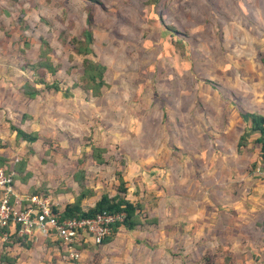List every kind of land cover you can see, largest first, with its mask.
Instances as JSON below:
<instances>
[{
    "label": "rangeland",
    "instance_id": "1",
    "mask_svg": "<svg viewBox=\"0 0 264 264\" xmlns=\"http://www.w3.org/2000/svg\"><path fill=\"white\" fill-rule=\"evenodd\" d=\"M85 28L87 56L106 66L99 97L73 87L83 57L69 38ZM41 38L59 66L41 74L62 90H43L37 106L61 98L63 113L51 107L45 124L36 120L40 137L18 155L26 194L42 192L63 210L86 190L87 210L118 194L121 176L142 208L133 230L79 245L77 259L54 240L3 239L2 229L0 264H264L260 149L222 157L205 137L215 138V125H243L254 103L264 108V0H0V64L26 65L32 81Z\"/></svg>",
    "mask_w": 264,
    "mask_h": 264
},
{
    "label": "crops",
    "instance_id": "2",
    "mask_svg": "<svg viewBox=\"0 0 264 264\" xmlns=\"http://www.w3.org/2000/svg\"><path fill=\"white\" fill-rule=\"evenodd\" d=\"M25 83H26V67H24V65L21 67H16L11 65L0 64V157L5 159L6 162H9L10 163L9 167H12L14 169L15 174H14L13 189L17 197L26 196V156L24 158L18 156L19 153H21V151H24V149L26 150V140L18 139L16 137V132L11 129V126L20 128L28 133L36 132L38 134V137H40L41 132L38 130L37 124H35L34 122L37 120L36 122L40 121V123L42 122L45 124L47 120V115L48 113H50L49 109L51 107L56 109V111H59L60 114L63 113L62 111L63 107L61 108L57 107L58 105H62L61 98H58L56 102L46 101L43 104H41L40 107L37 105L39 104L41 93L33 99L22 95L21 90ZM63 96L66 99L67 96L70 99L72 98L70 94L69 95L63 94ZM209 104L210 102H208V105ZM214 105L216 106L215 108H217V104ZM53 113L57 115V112H53ZM72 114H73V110H70V115L72 116ZM249 114H257L259 116L264 117V108L254 103L252 107L249 108V111L242 114V116L246 120V122H244L243 125L241 124L242 126L239 124H237V126H234V124L231 123L215 125L216 129H210V131L214 133L215 138L213 137L208 138L207 136L205 137L207 143L212 145L215 148V150L217 149L222 152L221 153L222 157H224L223 154L224 152L227 155L233 153L234 151L238 152V148H240L243 152L247 154H253V152L249 149L252 148L254 144H256L260 149V159H259L260 165L258 167H261L264 162V159L262 158V154H261L262 151L261 142L258 141L260 133L259 131H254L251 128V121L250 118L248 117ZM189 115L190 113L188 114V116ZM214 116L216 117L217 114L215 113ZM215 117L214 120H216ZM203 118L205 119L204 130H203L205 132V127L206 126L211 127V126L210 124L208 125L206 124V116H204ZM54 122H56V120H54ZM60 127L62 128V125H60ZM195 127L196 126L194 125L192 128ZM199 127L202 128L200 123H199ZM187 129H188V135H190L191 126L188 127ZM203 134L206 135V132ZM241 137L244 138L243 139L244 145H240ZM178 140L179 139L177 138V141L175 140L173 141H175V143L176 142L178 143L179 142ZM171 145H172L171 146L172 149L175 148L173 144ZM187 147L192 149L191 146L189 145ZM123 150H122L123 152L132 151L131 147H127V149H123ZM183 151L185 152V150ZM186 152L190 154V150L186 149ZM172 153H174V149L172 150ZM168 155H170L172 159L174 158V155L173 156L172 154H168ZM170 157L168 156V161L166 163L167 166H169L170 163L172 162ZM147 162H148L147 160L146 161L140 160L137 162V165H139L140 168H144L145 166L144 164H147ZM172 164H174V162Z\"/></svg>",
    "mask_w": 264,
    "mask_h": 264
},
{
    "label": "trees",
    "instance_id": "3",
    "mask_svg": "<svg viewBox=\"0 0 264 264\" xmlns=\"http://www.w3.org/2000/svg\"><path fill=\"white\" fill-rule=\"evenodd\" d=\"M40 42L42 45L39 55L40 59L35 64H29L32 73L34 75L38 74L39 76H36V78L31 82L26 81L21 90L22 95L31 99L35 98L43 90H53L55 92L62 90L57 82H48L43 74H41L42 72L40 70L42 69L44 70V72L54 75L59 70V66L51 63L46 52L47 46H44L46 43L43 38L40 39ZM92 42L93 35L92 31L89 28L83 29L81 36H71L69 38V43L72 45L74 53L83 57L80 82L74 83L73 87L80 86L83 90L90 91L93 96L99 97L102 94V88L108 87V83L105 80L106 66L103 63L94 61L87 56L89 54H93V48L91 45ZM24 67H26V65H24ZM64 93L66 95H69L68 90H65ZM248 117L251 121V128L254 131H259L260 133L258 141L261 142V154L262 158L264 159V117L257 114H249ZM11 129L16 132V137L18 139L26 140V142L32 143L38 138V134L36 132L28 133L15 126H11ZM241 139H243V137H241ZM100 150V148H93V158L96 162L103 161ZM6 164V160L0 157V166H5ZM77 182L79 185H82L80 180H77ZM125 186V180H123V178L119 176L118 194H116L115 196L102 194L100 199H98L95 204L87 210H84L81 207V200L87 195H90V193H86V190H83L78 196H76L74 201L69 202L64 206L63 210H61V214L63 217H90L103 210L124 211L126 214L124 220L122 222L115 223L112 226L111 234L106 236L102 241L109 242L111 240V235L115 233L120 227H124L127 230H133L139 224V212L142 208V204L139 201L134 202L126 197L125 194H127V187ZM31 194L43 193L36 191ZM53 208L55 210L58 209L57 206H54ZM2 229H4L5 231H9V228L7 227L0 228V231ZM11 235H13L12 237H14L16 241H22L25 238H28L27 236L19 237L16 234ZM56 243L59 245L58 242ZM4 259L8 261L10 260V258L8 257H3V260Z\"/></svg>",
    "mask_w": 264,
    "mask_h": 264
},
{
    "label": "built area",
    "instance_id": "4",
    "mask_svg": "<svg viewBox=\"0 0 264 264\" xmlns=\"http://www.w3.org/2000/svg\"><path fill=\"white\" fill-rule=\"evenodd\" d=\"M258 171L264 176V162ZM14 169L0 166V228H9L2 233L6 239L11 234L19 237L39 235L54 240L71 258H79L78 246L83 243L99 245L110 235L112 226L122 222L124 211L97 212L94 216L63 217L61 210L48 196L26 194L17 197L14 193Z\"/></svg>",
    "mask_w": 264,
    "mask_h": 264
}]
</instances>
